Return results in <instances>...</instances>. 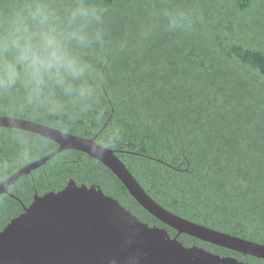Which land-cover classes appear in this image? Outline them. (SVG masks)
<instances>
[{
	"label": "trees",
	"instance_id": "16d2710c",
	"mask_svg": "<svg viewBox=\"0 0 264 264\" xmlns=\"http://www.w3.org/2000/svg\"><path fill=\"white\" fill-rule=\"evenodd\" d=\"M109 51L98 64L103 86L70 129L0 98V115L43 123L113 150L145 191L167 210L200 225L264 244V0H103ZM175 23V27L173 26ZM109 99L111 103L109 102ZM120 128L114 145L108 129ZM24 136L17 139L16 133ZM58 145L0 127V183ZM99 184L140 220L177 231L145 210L101 161L62 151L0 195V231L36 194ZM18 197L19 199H17ZM185 246L235 254L187 234ZM252 264L264 259L248 256Z\"/></svg>",
	"mask_w": 264,
	"mask_h": 264
},
{
	"label": "water",
	"instance_id": "95a60500",
	"mask_svg": "<svg viewBox=\"0 0 264 264\" xmlns=\"http://www.w3.org/2000/svg\"><path fill=\"white\" fill-rule=\"evenodd\" d=\"M100 84L107 95L103 72ZM113 113L114 109L99 132L90 138L32 120L0 115V127L36 133L58 145L52 153L0 183V195L14 196L8 188L19 177L62 151L78 150L107 166L145 210L176 230L177 235L172 237L167 228L140 220L117 198L107 195L99 184L78 185L70 180L59 191L36 194L29 206L23 205V213L0 231V264H244L197 244L185 246L178 239L180 234L264 259V244L200 225L155 201L116 155L117 150L96 141Z\"/></svg>",
	"mask_w": 264,
	"mask_h": 264
},
{
	"label": "clouds",
	"instance_id": "9594fccd",
	"mask_svg": "<svg viewBox=\"0 0 264 264\" xmlns=\"http://www.w3.org/2000/svg\"><path fill=\"white\" fill-rule=\"evenodd\" d=\"M109 12L103 0H0V98L70 129L98 101V64L127 46L109 51ZM119 137L113 126L103 144Z\"/></svg>",
	"mask_w": 264,
	"mask_h": 264
},
{
	"label": "flooded vegetation",
	"instance_id": "af4514ba",
	"mask_svg": "<svg viewBox=\"0 0 264 264\" xmlns=\"http://www.w3.org/2000/svg\"><path fill=\"white\" fill-rule=\"evenodd\" d=\"M225 249H226V248H225ZM227 250H229V249H227ZM229 251H232V250H229ZM232 252H234L235 254H223V255L234 257V258H236L238 261L243 262L244 264H252L251 262H248V261H247L249 255H244V254L239 253V252H236V251H232Z\"/></svg>",
	"mask_w": 264,
	"mask_h": 264
}]
</instances>
